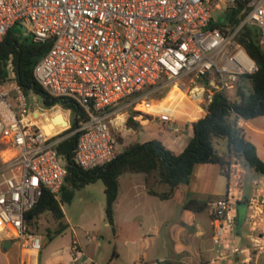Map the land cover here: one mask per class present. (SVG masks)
<instances>
[{
	"label": "built area",
	"instance_id": "2783aa9c",
	"mask_svg": "<svg viewBox=\"0 0 264 264\" xmlns=\"http://www.w3.org/2000/svg\"><path fill=\"white\" fill-rule=\"evenodd\" d=\"M235 2L0 0V44L17 24L26 26L33 41L52 42L35 66V78L51 98L73 103L77 111L67 110L76 118L81 109L88 115L71 132L79 135L72 151L80 168L93 170L118 155L112 114L123 103L136 108L147 88L158 90L172 85L176 92L187 94L207 110L218 92L230 98L232 90L236 94L240 77L258 70L255 60L235 39L238 28L226 33L214 25L217 19L213 9ZM247 7L239 27L245 23L257 26L264 46V0H249ZM6 70L9 74L0 76V144L6 149L0 166V233L23 249L39 251L43 237L27 223L26 214L45 189L58 198L68 168L57 144L71 134L55 130L49 135L32 117L12 58ZM152 115L164 122L173 121L170 111ZM141 117V113L133 115L134 120ZM229 169L230 165L222 166L224 173ZM262 206L254 201L250 205L254 225L264 212ZM234 211L230 196L212 201L209 207L213 240L222 247L223 256L229 249L238 250L232 236L236 229ZM91 238L96 236L92 234ZM71 250L79 264L90 263L80 261L84 251L77 241ZM133 264L169 262L165 258H140Z\"/></svg>",
	"mask_w": 264,
	"mask_h": 264
},
{
	"label": "crops",
	"instance_id": "0c3cea01",
	"mask_svg": "<svg viewBox=\"0 0 264 264\" xmlns=\"http://www.w3.org/2000/svg\"><path fill=\"white\" fill-rule=\"evenodd\" d=\"M15 26L23 27V33L13 34L20 41L27 42L26 36L29 32L26 26ZM14 27L11 28L12 32ZM246 83L250 86L249 82ZM172 93L175 95L180 92L172 87L168 96L173 97ZM184 98H178L177 102ZM180 104L182 113L178 114V109L176 112L170 111L172 122H164L159 116L148 113L136 120L140 123L137 129L127 125L131 137L121 143L120 151L134 142L159 139L175 153H181L192 137V123L204 117L207 110L200 103L198 104L202 111L200 108H190L189 105L184 107V102ZM118 109L112 114V131L120 119L126 121L129 116L140 113L137 107H127L124 103ZM159 111L158 109L154 112ZM50 112L52 117H48V114L38 117L49 135L55 130L60 132L70 127L69 119L65 118L63 122L65 113L61 106L53 105ZM55 114L57 115L54 117ZM238 119L239 117L237 121ZM238 126L242 128L245 137L256 146L259 157L264 161V115L242 117ZM214 148L219 155L228 158L226 139L216 138ZM4 153L6 149L0 144V166ZM229 159L230 169L227 173L222 171L219 163H197L189 182L176 189L168 198L149 192V189L161 193L169 190V186L160 181L156 171L148 176L143 172L122 173L118 178V194L113 206L114 226L106 217V192L102 180L78 188L67 184L73 197L75 193H82L79 198L83 203L80 215H69L62 203L68 227L58 235L53 233L56 227L53 215L48 216L46 212L36 218L30 225L32 228L35 225L36 232L43 237V247L39 251L23 249L7 234L0 233V264H79V261L74 260L75 255L71 250L75 241L84 251L81 262L99 264L96 261L97 253L92 249L94 239L114 245L113 258L109 264H116V261L118 264H133L140 258H165L169 264H264V212L259 216L256 225L249 216L253 201L264 204V174L245 166L242 159ZM225 196H230L234 202L236 229L232 236L233 245L238 250L229 249L223 256L222 247L213 240L209 207L212 201ZM190 199L205 202L207 207L200 211L187 209L184 205ZM262 208L264 211V206ZM98 216L105 221L104 225L107 227L100 236L92 233L96 221L91 227L89 224ZM92 234L96 238H91Z\"/></svg>",
	"mask_w": 264,
	"mask_h": 264
},
{
	"label": "trees",
	"instance_id": "16d2710c",
	"mask_svg": "<svg viewBox=\"0 0 264 264\" xmlns=\"http://www.w3.org/2000/svg\"><path fill=\"white\" fill-rule=\"evenodd\" d=\"M248 2L249 0H236L228 6L224 18L218 19L214 25L220 26L226 33H232L238 28L235 39L255 60L258 70L240 77L234 98H229L221 92L215 95L207 107L206 115L192 123V137L185 149L177 154L159 139L134 142L118 152L116 159L106 166L84 170L76 164L72 151L79 135H68L57 144L59 153L67 158L68 168L66 182L62 187V200H58L50 190L45 189L35 207L27 212V223L33 224L36 218L48 212L56 221L53 233H62L68 227L62 203L71 201L73 197L72 192L67 189V184L78 188L100 179L105 184L106 217L114 226L113 206L118 194V178L128 171L143 172L146 176L156 171L160 181L167 184L169 190L161 193L149 189V192L162 198L170 197L176 189L187 184L197 163L213 162L224 166L230 164L229 158L236 157L242 159L245 166L264 174V161L259 157L256 146L245 137L237 123L240 116L253 118L264 115V46L260 44L261 32L257 26L250 23L239 27L247 14ZM51 45L50 40L45 43L20 41L11 29L0 44V76L4 78L7 61L12 58L17 80L25 92L33 89L35 93L43 95L44 101L49 103V108L57 104V100L51 98L38 83L34 69ZM246 82H249L250 86ZM63 104L65 108L72 107L77 111V107L69 100L66 99ZM87 118L88 115L81 109L74 123L64 130L62 135L72 132L81 120ZM127 125L137 129L140 123L131 115L127 119ZM216 138L227 140L228 158L219 155L215 150ZM184 206L193 211H200L207 207V203L190 199Z\"/></svg>",
	"mask_w": 264,
	"mask_h": 264
},
{
	"label": "rangeland",
	"instance_id": "374dc122",
	"mask_svg": "<svg viewBox=\"0 0 264 264\" xmlns=\"http://www.w3.org/2000/svg\"><path fill=\"white\" fill-rule=\"evenodd\" d=\"M228 6V4H224L223 3V7L221 9H213V15L215 16V18L217 19H223L224 18V14L226 11V7ZM23 27H19V26H15L13 33L15 35L18 34H22L23 33ZM28 35L27 37V41H31L33 40L32 36L30 33H27ZM6 72L9 74V70H6ZM6 75V74H5ZM158 87V86H156ZM172 88V85L163 88V89H158L155 90L154 88H147L146 92L143 93V95H141L137 101V108L139 109V112L142 115H148V113L152 114L154 113V111L156 110H160V111H174L176 112V110L178 109V114L182 113L180 111V106H182V102L185 103L184 107H195V109L200 108L201 106L196 103L195 101H193L192 99L189 98V96H187V94H175L173 95V97H169L168 94L170 92ZM182 96H184L185 98L182 101H178V98H181ZM231 97L234 98V91H231ZM170 99V100H169ZM9 100L11 102L14 103V99L13 98H9ZM57 100V104L58 106H61L63 109V112L65 113V117L63 118V122L65 121V118L70 120L71 125L74 123L75 120V115L72 112H68L67 108L64 107V104L61 103V101L59 99ZM27 101L29 103V105L33 108H41L43 110H50L48 106V104L46 105L44 103V97L41 94H37L35 93V91L33 89H29L28 93H27ZM72 108V107H69ZM73 109V108H72ZM203 109H201L202 111ZM57 114L54 115V117ZM128 119V118H127ZM127 119L126 121L123 120H119L118 124H116L115 127H113V132L117 138V149L118 152H120V150L122 149L121 143L124 140H129V136L130 132L128 131L129 127L127 126ZM156 121V120H155ZM62 127V126H61ZM172 128V127H169ZM71 134V132L69 133ZM120 138V141H119ZM122 140V141H121ZM81 192L75 193L73 199L71 200V202H65L63 201V205L64 208L66 210V212L74 217H78L80 215L81 212V208H82V204L81 201L79 200L80 196H81ZM63 194L62 192H60V194H58V200H62ZM48 216H52V214L48 213ZM99 215V214H98ZM53 217V216H52ZM96 221V226H93V222ZM104 220L102 218H100V216H98L97 218L95 217V219L91 222H89L90 227L93 226V230L92 233L97 234L98 236H100V234H102L104 230H107V227H105L104 225ZM104 226V227H103ZM106 228V229H105ZM34 231L37 230V227L34 225L32 228ZM109 230V229H108ZM112 232V231H110ZM114 245L113 244H109L107 241H105L104 243H100L99 239H94L93 240V252L96 251L97 253V258L96 261H98L99 264H109L111 259L113 258V249ZM116 264L117 261H116Z\"/></svg>",
	"mask_w": 264,
	"mask_h": 264
},
{
	"label": "water",
	"instance_id": "95a60500",
	"mask_svg": "<svg viewBox=\"0 0 264 264\" xmlns=\"http://www.w3.org/2000/svg\"><path fill=\"white\" fill-rule=\"evenodd\" d=\"M59 100H60L62 103L65 102V100L62 99V98H59ZM44 103H45L46 105L49 104L48 102H45V101H44ZM78 109H79V108H78ZM46 114H48V117H52V116H50V115H51L50 110H43V109H41V108H36V109L33 111V113H32V117H33V119L38 120V121L42 124V120H40L38 117H39L40 115L43 116V117H45ZM44 130H45L46 132L48 131L46 127L44 128ZM8 244H9V242H8Z\"/></svg>",
	"mask_w": 264,
	"mask_h": 264
},
{
	"label": "bare ground",
	"instance_id": "6f19581e",
	"mask_svg": "<svg viewBox=\"0 0 264 264\" xmlns=\"http://www.w3.org/2000/svg\"><path fill=\"white\" fill-rule=\"evenodd\" d=\"M172 95H174V94L172 93Z\"/></svg>",
	"mask_w": 264,
	"mask_h": 264
}]
</instances>
